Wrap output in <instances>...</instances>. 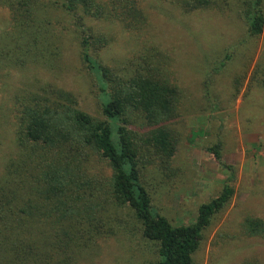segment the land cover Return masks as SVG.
Listing matches in <instances>:
<instances>
[{
    "label": "rangeland",
    "instance_id": "1",
    "mask_svg": "<svg viewBox=\"0 0 264 264\" xmlns=\"http://www.w3.org/2000/svg\"><path fill=\"white\" fill-rule=\"evenodd\" d=\"M224 1L222 9L183 14L168 3L145 0L143 33L135 38L113 27L114 42L101 53L106 63L118 67L134 52L143 55L146 46L157 45L169 57L164 74L180 88V115L167 122L175 152L167 164L154 158L141 168L153 208L173 225H188L198 207L225 184L234 189L204 230L193 264L264 260V238L243 232L247 218L264 219V36L249 35L238 0ZM35 3L41 13L28 17ZM42 3L46 0H0V167L16 153V96L41 94L40 87L52 82L72 90L84 111L100 116V91L78 54L81 33L75 21ZM92 24L109 30L100 21ZM216 143L220 162L208 150ZM98 220L97 236L71 264L156 261L154 242L142 237L127 208L110 207Z\"/></svg>",
    "mask_w": 264,
    "mask_h": 264
},
{
    "label": "trees",
    "instance_id": "2",
    "mask_svg": "<svg viewBox=\"0 0 264 264\" xmlns=\"http://www.w3.org/2000/svg\"><path fill=\"white\" fill-rule=\"evenodd\" d=\"M158 1L183 14L225 5L224 0ZM144 3H42L44 9L61 10L75 21L81 33L76 37L78 54L100 91V116L84 111L72 90L52 82L40 87L41 94L16 96V153L0 167V264H71L91 245L99 232L98 218L110 207L127 208L142 237L154 242L153 264H193L204 230L231 200L234 189L225 184L198 207L194 222L173 225L153 208L141 182L142 167L154 158L167 164L175 152L167 122L180 115L181 91L164 74L169 57L157 45L146 46L143 55L134 52L118 67L106 63L101 53L114 42L113 27L130 37L143 33L148 22ZM41 8L32 4L26 15L40 14ZM238 8L249 35L264 36V0H238ZM93 21L109 30L93 26ZM225 59H230L228 54ZM208 150L220 162V144ZM243 229L247 236L264 238V219L249 217ZM240 264L264 260L250 257Z\"/></svg>",
    "mask_w": 264,
    "mask_h": 264
}]
</instances>
